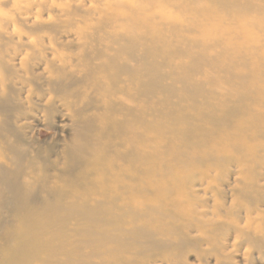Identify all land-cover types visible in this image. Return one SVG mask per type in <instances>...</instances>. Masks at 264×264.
<instances>
[{
	"label": "bare ground",
	"instance_id": "1",
	"mask_svg": "<svg viewBox=\"0 0 264 264\" xmlns=\"http://www.w3.org/2000/svg\"><path fill=\"white\" fill-rule=\"evenodd\" d=\"M247 248L264 252V0H0V264Z\"/></svg>",
	"mask_w": 264,
	"mask_h": 264
},
{
	"label": "rangeland",
	"instance_id": "2",
	"mask_svg": "<svg viewBox=\"0 0 264 264\" xmlns=\"http://www.w3.org/2000/svg\"><path fill=\"white\" fill-rule=\"evenodd\" d=\"M248 249V251H249V259L251 260V264H264V252L262 251V254H261V256H259V250L257 249H250V248H247ZM190 255L188 256V258H187V262L189 263V264H192V263H194V264H197V261H196V259L194 258L195 256H193L194 255V253H193V255H191V253H189ZM193 256V257H192ZM239 254H238V257H236V258H233V259H235V261H238L239 262ZM194 261V262H193ZM208 263L209 264H213V262L212 261H209L208 260ZM199 264V263H198Z\"/></svg>",
	"mask_w": 264,
	"mask_h": 264
}]
</instances>
